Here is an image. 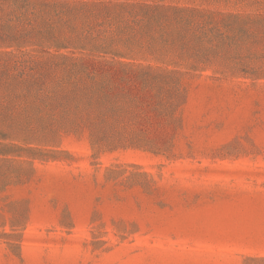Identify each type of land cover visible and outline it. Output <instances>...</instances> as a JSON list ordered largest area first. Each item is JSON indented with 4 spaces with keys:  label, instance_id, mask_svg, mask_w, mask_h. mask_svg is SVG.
I'll list each match as a JSON object with an SVG mask.
<instances>
[{
    "label": "rangeland",
    "instance_id": "obj_1",
    "mask_svg": "<svg viewBox=\"0 0 264 264\" xmlns=\"http://www.w3.org/2000/svg\"><path fill=\"white\" fill-rule=\"evenodd\" d=\"M165 1L234 23L229 54L150 86L96 61L119 111L0 138V264H264V0Z\"/></svg>",
    "mask_w": 264,
    "mask_h": 264
},
{
    "label": "trees",
    "instance_id": "obj_2",
    "mask_svg": "<svg viewBox=\"0 0 264 264\" xmlns=\"http://www.w3.org/2000/svg\"><path fill=\"white\" fill-rule=\"evenodd\" d=\"M252 26L243 22L238 30L251 33ZM232 28L219 13L165 0H0V138L54 128L57 109L94 110L104 122L120 109L106 94L109 80L97 78V65L120 64L137 72L145 86L156 78L192 75L225 59L234 37L223 29ZM57 49L80 55L57 61ZM136 58L184 70L156 73L150 65L120 61Z\"/></svg>",
    "mask_w": 264,
    "mask_h": 264
}]
</instances>
